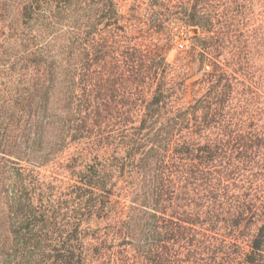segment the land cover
I'll list each match as a JSON object with an SVG mask.
<instances>
[{"label": "trees", "instance_id": "1", "mask_svg": "<svg viewBox=\"0 0 264 264\" xmlns=\"http://www.w3.org/2000/svg\"><path fill=\"white\" fill-rule=\"evenodd\" d=\"M251 4L0 0V264H264Z\"/></svg>", "mask_w": 264, "mask_h": 264}, {"label": "rangeland", "instance_id": "2", "mask_svg": "<svg viewBox=\"0 0 264 264\" xmlns=\"http://www.w3.org/2000/svg\"><path fill=\"white\" fill-rule=\"evenodd\" d=\"M250 10L252 11L251 16L249 17L248 23L249 25L259 27L260 31L264 34V0H252V4L250 6ZM260 12V14H258ZM178 43H182L183 47L179 48ZM189 43V40L186 39V36H180L175 44V47L171 54L169 55V58H173L174 54L179 49H185ZM263 52L260 54V56L256 57V63L258 65H262L264 68V47H262ZM264 80V75H263Z\"/></svg>", "mask_w": 264, "mask_h": 264}, {"label": "built area", "instance_id": "3", "mask_svg": "<svg viewBox=\"0 0 264 264\" xmlns=\"http://www.w3.org/2000/svg\"><path fill=\"white\" fill-rule=\"evenodd\" d=\"M178 47L179 48H182L183 47V44L182 43H178Z\"/></svg>", "mask_w": 264, "mask_h": 264}]
</instances>
